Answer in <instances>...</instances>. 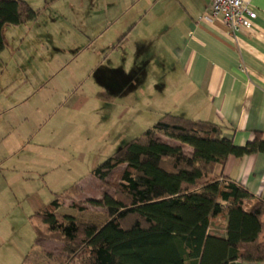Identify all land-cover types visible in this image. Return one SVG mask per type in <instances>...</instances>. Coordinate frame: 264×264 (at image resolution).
<instances>
[{
    "label": "rangeland",
    "instance_id": "obj_1",
    "mask_svg": "<svg viewBox=\"0 0 264 264\" xmlns=\"http://www.w3.org/2000/svg\"><path fill=\"white\" fill-rule=\"evenodd\" d=\"M25 1L36 17L7 25L0 52V264H60L48 253L62 252L61 243L33 246L35 213L69 194L58 213L95 225L107 219L94 201L113 194L124 166L108 187L91 171L164 114L154 85L161 69H146L150 82L143 84V59L127 67L132 48L144 37L155 40L156 30L146 20L133 28L148 0ZM125 33L116 49L103 46Z\"/></svg>",
    "mask_w": 264,
    "mask_h": 264
},
{
    "label": "trees",
    "instance_id": "obj_2",
    "mask_svg": "<svg viewBox=\"0 0 264 264\" xmlns=\"http://www.w3.org/2000/svg\"><path fill=\"white\" fill-rule=\"evenodd\" d=\"M35 16L25 0H0V52L5 27ZM253 135L244 146H236L222 135L219 124L164 113L142 136L91 171L108 187V177L124 166L113 194L104 192L94 201L105 209L107 219L95 225L60 214L57 208L72 196L56 195L35 213L40 224L33 246L61 243L62 252L48 253L60 264L76 259L82 264L264 261V199L215 171L230 154L264 152V132ZM71 188L76 193V185Z\"/></svg>",
    "mask_w": 264,
    "mask_h": 264
},
{
    "label": "crops",
    "instance_id": "obj_3",
    "mask_svg": "<svg viewBox=\"0 0 264 264\" xmlns=\"http://www.w3.org/2000/svg\"><path fill=\"white\" fill-rule=\"evenodd\" d=\"M209 2L148 0V11L136 17L133 28L146 20L156 38L140 39L126 65L130 68L143 59V84L150 82L146 69H161L154 85L164 113L219 124L224 137L244 146L255 131L264 132V0H250L256 18L252 27L236 33L210 14ZM126 36L112 34L103 46L116 49ZM215 171L264 199V152L230 154Z\"/></svg>",
    "mask_w": 264,
    "mask_h": 264
},
{
    "label": "built area",
    "instance_id": "obj_4",
    "mask_svg": "<svg viewBox=\"0 0 264 264\" xmlns=\"http://www.w3.org/2000/svg\"><path fill=\"white\" fill-rule=\"evenodd\" d=\"M250 0H210L208 10L213 17L233 33L243 28H250L256 18V11L251 7Z\"/></svg>",
    "mask_w": 264,
    "mask_h": 264
},
{
    "label": "water",
    "instance_id": "obj_5",
    "mask_svg": "<svg viewBox=\"0 0 264 264\" xmlns=\"http://www.w3.org/2000/svg\"><path fill=\"white\" fill-rule=\"evenodd\" d=\"M229 264H240L239 261H231Z\"/></svg>",
    "mask_w": 264,
    "mask_h": 264
}]
</instances>
